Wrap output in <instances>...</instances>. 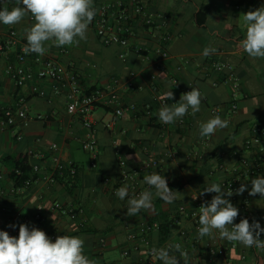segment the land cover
<instances>
[{
  "label": "crops",
  "instance_id": "obj_1",
  "mask_svg": "<svg viewBox=\"0 0 264 264\" xmlns=\"http://www.w3.org/2000/svg\"><path fill=\"white\" fill-rule=\"evenodd\" d=\"M107 1L113 0H94V6L96 8ZM139 1L148 11L162 15L167 22L161 30L170 35L165 46L168 58L164 61L155 51L156 40L141 29L136 30L127 48L103 45L91 23L87 39L78 44L56 47L49 42L46 45L45 55L57 59L72 72L84 91L101 89L116 78L121 83L122 102L137 107L136 112H124L119 118H113L110 110L97 107L93 112L94 132L84 128L79 117L67 113L65 91L54 94L52 81H28L17 87L5 73L12 54L10 51L0 53V105L25 114L24 117L16 114L11 129L0 130V175L4 191L0 194V230L18 237L21 223L14 218V213L20 212L22 217L29 219L23 224L29 229L39 228L48 236L54 235L53 242L61 235L83 238L84 254L96 264H163L156 256H149L140 241L133 243L128 239L133 234L139 238L142 224L157 223V207L169 218L177 217L179 221L164 242L160 241L158 229L149 232L152 249L170 248L179 243L188 255L189 264H264V251L220 239L218 232L213 237L198 238L200 224L197 227L190 216L178 213L180 207L186 213L194 210L201 191L210 184L219 183L222 187L225 181L234 179L237 189L245 184L247 190L230 202L234 206L247 202L251 222L258 221L264 227V199L259 194H248L251 180L264 175L261 172L249 175L240 164L241 158L254 157L253 150L244 148V141L251 136L253 126L258 125L264 130V59L249 57L239 46V41L245 38L241 14L264 7V0ZM4 6L11 9L14 5L11 0L6 4L1 0L0 8ZM33 23L30 14L13 26L0 23V41L10 29L26 36L25 29ZM134 46H140L139 54L133 51ZM205 47H212L215 52L204 57L202 51ZM122 51L126 53L125 61L118 57ZM208 58L223 59L233 67L239 80L234 99L236 111L228 110L232 99L230 86L220 82L213 87L211 84L218 80V76H206L200 72L199 67ZM160 65H163L162 69ZM131 71L135 73L136 86L126 89L125 81ZM153 83L156 95L160 97L169 90L173 92L174 98L167 100L168 104L179 102L186 89L187 92L191 88L199 89L202 94L200 111L192 115L189 109L188 114L175 123H162L158 111L163 105L152 100L155 94L151 88ZM33 86L43 91V96L34 94ZM146 105H150V115L143 111ZM214 107L220 108L217 116L227 121V127L218 129L207 139L201 138L199 124L215 117L210 113ZM111 120L112 127L105 128L103 123ZM179 120L182 123H178ZM88 136H92L98 146L96 168L93 169L90 155L81 148V142ZM262 144L264 146V134ZM51 145H56L55 151L62 161L72 162L77 169L72 184L67 183L66 178L63 181L49 180ZM26 154L27 163L37 166L33 170L35 178L28 187L10 193L13 182L9 177L12 165L8 158ZM119 159L125 161L128 170L150 159L160 160L158 169L150 174L164 175L169 187L183 197L169 204L154 196L152 209L142 210L134 217L127 216V201L132 197L131 184L130 179L120 180ZM144 176H140L141 192H154L142 182ZM105 177L110 179L106 184L103 183ZM125 184L129 195L120 200L116 190ZM114 188L115 192H112ZM214 195H202L204 202H210ZM54 202L81 209L87 222L84 229L78 227L75 220L52 210ZM38 207H41L40 212ZM36 213L40 215L37 221L34 220ZM239 221L237 218L235 223ZM10 225H16L15 232ZM260 238L264 240V233ZM208 245L221 248L223 255L209 257L206 253ZM124 251L128 252L127 255L123 254ZM170 254L177 257L179 264H184L180 252L172 249Z\"/></svg>",
  "mask_w": 264,
  "mask_h": 264
},
{
  "label": "clouds",
  "instance_id": "obj_2",
  "mask_svg": "<svg viewBox=\"0 0 264 264\" xmlns=\"http://www.w3.org/2000/svg\"><path fill=\"white\" fill-rule=\"evenodd\" d=\"M11 2L14 5L11 9L7 6L0 8V23L13 26L19 24L29 14L34 20L32 26L25 29L26 45L23 48L25 54L35 53L42 56L46 53V45L49 42L52 46L65 47L86 40L88 27L96 15L94 0H11ZM6 3L7 0H3V4ZM241 17L245 26V38L239 41V46L249 57L264 59V7L249 10L241 14ZM214 52V48L205 47L202 55L207 57ZM191 89L181 94L179 102L165 103L159 109L158 119L162 123H175L188 114L189 109L192 115L200 111L202 94L197 88ZM173 98L171 90L162 97L165 101ZM226 127L227 121L215 116L199 124V136L210 137L218 129ZM142 182L155 191L145 190L139 196L129 198L126 213L129 217L136 216L142 210L152 209L154 196L169 204L183 197L180 192L169 187L164 175L157 173L145 175ZM246 190L245 184H241L235 193L232 189L224 190L219 183H212L204 188L200 195L205 193L216 195L210 202L205 201L199 207L198 238L213 237L214 233L218 232L220 239L264 251V240L260 238L264 233V227H261L258 221L253 220L250 223L246 218L235 223L239 209L226 198L234 194L241 195ZM248 194L250 196L259 194L264 199V176L251 180V190ZM128 195L127 184L116 190V196L120 200H124ZM9 227L15 228L16 225ZM84 244L83 238L69 235L57 236L53 242L43 230L36 227L29 229L28 225L20 224L18 237L0 230V264H96L94 259L84 254ZM172 249L180 252L184 264H189L188 255L179 243L170 248H154L152 254L163 264H179L177 257L170 254Z\"/></svg>",
  "mask_w": 264,
  "mask_h": 264
},
{
  "label": "built area",
  "instance_id": "obj_3",
  "mask_svg": "<svg viewBox=\"0 0 264 264\" xmlns=\"http://www.w3.org/2000/svg\"><path fill=\"white\" fill-rule=\"evenodd\" d=\"M1 4V0H0ZM167 25L166 20L162 15H154L148 11L146 5L139 0H131L124 2L122 0H113L103 2L97 5L96 15L91 22V26L103 45L115 44L121 48H127L130 40L136 35V30L141 29L149 32V35L156 40V53L159 55L161 61L168 58V53L165 49L166 44L170 40V35L166 31H161ZM26 45V36H20L15 30H8L2 40L0 41V53L10 51L12 54V60L8 61L5 67V73L10 76L17 87L24 86L28 81H40L49 80L54 83L53 93L58 94L61 90L65 91V107L68 114L75 115L80 118L82 126L88 129L90 132H94V119L93 112L97 107H104L110 110L113 114V118H119L124 112H136L137 107L134 104H124L120 97L121 83L118 79L113 78L103 88L94 91H84L77 81V78L72 72L68 71L57 59L47 55H38L35 53L25 54L23 48ZM133 51L139 54L141 51L140 46H134ZM121 61H125L126 53L122 51L118 54ZM163 65H160V69ZM179 69V68H178ZM200 72L208 76L209 74H216L218 80L212 82V86L215 87L218 83H226L230 86L232 92V99L228 104V110L234 112L237 109V104L234 101L235 95L239 89V80L233 72V67L223 59L208 58L200 67ZM135 73L131 71L129 78L125 81L126 89H134ZM174 82L175 80L172 79ZM152 90L154 91L153 102L164 105L167 103L162 97L156 95V87L152 84ZM32 91L37 96H43L37 86H33ZM186 92L188 89L185 90ZM145 115H150V105H146L143 108ZM210 113L213 116H217L220 113V108H211ZM16 114L24 117L25 114L22 111H14L13 108L0 105V130L11 129L16 120ZM39 117V116H38ZM178 123H182L179 120ZM113 125V120L103 123V126L110 129ZM264 130L258 125H254L252 128V134L244 141L245 150H253L254 157L241 158L240 164L246 169L247 174L254 175L256 173H263L264 175V146L262 144ZM20 139L19 136L16 137ZM207 139V137H205ZM50 155V169L51 174L49 180L53 181L55 175L61 176L63 173H67L68 176L73 179L77 176V169L72 165V162L62 161L60 156L56 153V145H51ZM81 148L88 153L91 157L90 166L96 168V159L98 154V146L96 140L92 136H88L81 142ZM160 164V160L150 159L141 166L128 170L126 163L123 159L118 160L120 167L121 181L130 179V189L132 196H139L140 190V176L148 175L157 170ZM32 170H35L37 166L32 165ZM19 175V172H16ZM2 176L0 175V194H3V188L1 186ZM109 178H103V183L109 182ZM33 181L25 180L21 186L10 187L9 192L15 193L22 188L28 187ZM222 188L226 191L237 189L236 180L230 179L223 183ZM115 192V188L112 190ZM237 195L226 197L231 201L236 200ZM204 203L203 196H199L196 200L194 210L191 212H185L183 207L178 209V213L190 216L195 225L199 227V207ZM239 209V220L248 219L251 223V213L249 211L247 202H240L236 205ZM51 209L58 212L60 215H64L71 220L77 222L78 227L84 229L87 224L86 219L83 216L81 209H76L69 206H63L58 202H54L51 205ZM37 210L40 212L41 207ZM14 218L19 219L23 224L28 222V218L22 217L20 212L14 213ZM40 215L36 213L34 220H39ZM240 222V221H239ZM152 229H158L157 223L142 224L140 228L139 238L136 235H129L128 239L134 243L135 240L140 241L147 249L148 255L153 256L150 239L148 237L149 232ZM16 231V228L13 229ZM181 234H184L181 232ZM51 240H54V235L49 236ZM103 240H100L102 243ZM234 244L232 245V247ZM134 248L136 246L134 245ZM127 251L123 254L127 255ZM206 253L209 257L222 256L223 250L212 245L207 246ZM116 264V263H107Z\"/></svg>",
  "mask_w": 264,
  "mask_h": 264
},
{
  "label": "trees",
  "instance_id": "obj_4",
  "mask_svg": "<svg viewBox=\"0 0 264 264\" xmlns=\"http://www.w3.org/2000/svg\"><path fill=\"white\" fill-rule=\"evenodd\" d=\"M28 155H17L13 157H9L8 160L11 162L12 170L10 171L9 177L13 182V186H21L25 180H34V172L31 166L27 163ZM19 172V175L16 174ZM66 178V182L72 184L75 178L71 179L67 173H63L61 176L55 175L54 179L58 181H63ZM66 184V183H64ZM156 215H157V225L158 232L160 236V241L164 242L165 239L177 228V222L179 221L177 217L169 218V216L165 213H162L156 207Z\"/></svg>",
  "mask_w": 264,
  "mask_h": 264
}]
</instances>
